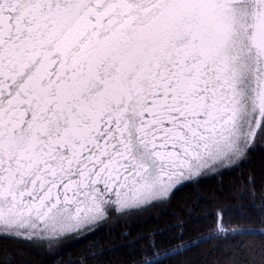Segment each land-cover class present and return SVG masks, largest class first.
I'll return each mask as SVG.
<instances>
[{
    "label": "snow or ice",
    "instance_id": "snow-or-ice-1",
    "mask_svg": "<svg viewBox=\"0 0 264 264\" xmlns=\"http://www.w3.org/2000/svg\"><path fill=\"white\" fill-rule=\"evenodd\" d=\"M0 264H264V0H0Z\"/></svg>",
    "mask_w": 264,
    "mask_h": 264
}]
</instances>
